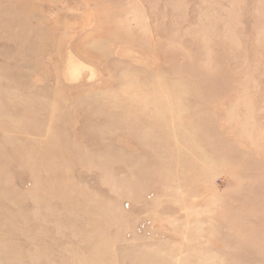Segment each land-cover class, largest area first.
Returning <instances> with one entry per match:
<instances>
[{
    "label": "rangeland",
    "instance_id": "obj_1",
    "mask_svg": "<svg viewBox=\"0 0 264 264\" xmlns=\"http://www.w3.org/2000/svg\"><path fill=\"white\" fill-rule=\"evenodd\" d=\"M0 264H264V0H0Z\"/></svg>",
    "mask_w": 264,
    "mask_h": 264
},
{
    "label": "bare ground",
    "instance_id": "obj_2",
    "mask_svg": "<svg viewBox=\"0 0 264 264\" xmlns=\"http://www.w3.org/2000/svg\"><path fill=\"white\" fill-rule=\"evenodd\" d=\"M105 30V29H104ZM106 32V31H105ZM91 36V35H90ZM87 41V40H86ZM88 43V42H87ZM98 44V43H97ZM92 45V44H91ZM100 45V44H99ZM91 47V46H90ZM102 48V47H101ZM96 57H97V55H96ZM116 75V74H115ZM154 77H155V75H154ZM126 81V80H125ZM127 82V81H126ZM160 91V90H159ZM173 91H174V94H176V92H175V90L173 89ZM172 94V93H171ZM173 94V95H174ZM160 97V96H159ZM154 99V98H153ZM156 99V98H155ZM156 102H158L159 100H155ZM151 102H153V101H151ZM161 102V101H160ZM154 103V102H153ZM171 107V106H170ZM166 109V108H165ZM170 109V108H169ZM195 127V126H194ZM195 129V128H194ZM191 132V131H190Z\"/></svg>",
    "mask_w": 264,
    "mask_h": 264
}]
</instances>
